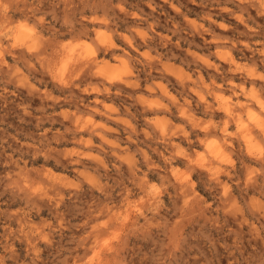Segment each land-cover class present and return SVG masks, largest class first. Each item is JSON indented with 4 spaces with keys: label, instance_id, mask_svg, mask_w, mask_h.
<instances>
[{
    "label": "rangeland",
    "instance_id": "rangeland-1",
    "mask_svg": "<svg viewBox=\"0 0 264 264\" xmlns=\"http://www.w3.org/2000/svg\"><path fill=\"white\" fill-rule=\"evenodd\" d=\"M237 7L31 0L32 15L0 11L19 46L44 49L50 34L58 41L48 75L12 53L0 67V254L8 264H100L105 253L124 264H229L234 248L261 246L264 17L249 10L250 32ZM77 64L93 66L81 85L88 91L50 99L64 91L56 78ZM122 182L143 192L169 185L160 224L136 213L139 197L121 195Z\"/></svg>",
    "mask_w": 264,
    "mask_h": 264
},
{
    "label": "clouds",
    "instance_id": "clouds-1",
    "mask_svg": "<svg viewBox=\"0 0 264 264\" xmlns=\"http://www.w3.org/2000/svg\"><path fill=\"white\" fill-rule=\"evenodd\" d=\"M31 0H0V11L4 13H8L12 9L16 8H24L28 9ZM170 2V0H169ZM237 2V10L233 13L236 15V18L245 25V27L250 32L257 31V28L254 27L255 20L251 15L250 9H258L256 15L258 17H264V0H236ZM179 9H177L178 11ZM29 14H31V10L28 9ZM24 20H28L29 17L25 16L22 17ZM34 24H39L40 18H34L32 20ZM221 27L227 28L228 25L221 24ZM58 41L56 38L52 37L51 34L49 37H46V47L41 50H34L30 47H21L19 46L9 28L4 25L0 24V67L4 65L3 57L10 53L14 54V56L25 63V65L29 68L34 70L35 73L39 74L44 72L45 75H48L47 69L45 68V64L48 60L51 59L50 53L56 50ZM131 43V41H129ZM262 45V54H264V41L259 42ZM94 75L93 66L90 64H77L74 65L69 73L68 77L65 81H59L56 78V84L54 87L59 88L63 85L64 91L58 97H49L52 100H63L69 93L73 95H78L79 92L88 91L87 88H82L81 85L86 81L90 80ZM99 85L100 91L107 90V85L103 81L97 82ZM96 90V89H93ZM261 109L264 110V104L261 105ZM264 114V111H262ZM209 134H213L209 132ZM219 135V132L215 133ZM257 136L264 141V126H262L257 131ZM222 143L228 147L229 142L227 140H222ZM231 150V149H229ZM228 164H231L232 161H227ZM256 171L262 175H264V161L261 162L260 168L256 169ZM42 179V178H41ZM47 183V181H43ZM171 183V182H170ZM139 187L137 184H133L132 182L128 183H121L120 184V194L126 195L129 192L133 193L134 195L138 196L139 198L136 201L137 208L136 213L139 216L144 217L145 219H150L151 221H155L157 224H160V209L164 208V201L161 197L168 191V184L162 183L159 187L155 185L153 188L147 192L137 191L136 189ZM22 189L26 191L28 194L33 195L35 194L33 187L31 184H23L22 182ZM153 198L155 199V203L153 202ZM175 198V194L169 193V200L170 203ZM182 204L177 203L176 209L182 207ZM261 216H264V200H262L261 206L256 209ZM258 253V254H257ZM105 258L100 261V264H124L121 261H115L114 259L107 258V253L104 254ZM11 260V257H6L0 254V264H8V261ZM35 264V262H33ZM151 264V262H149ZM229 264H264V239L261 241V246L256 250H241L239 248L233 249V254L229 258Z\"/></svg>",
    "mask_w": 264,
    "mask_h": 264
},
{
    "label": "bare ground",
    "instance_id": "bare-ground-1",
    "mask_svg": "<svg viewBox=\"0 0 264 264\" xmlns=\"http://www.w3.org/2000/svg\"><path fill=\"white\" fill-rule=\"evenodd\" d=\"M82 44V43H81ZM108 69H110V66L108 65V64H105L103 67H102V70L103 71H106V70H108Z\"/></svg>",
    "mask_w": 264,
    "mask_h": 264
}]
</instances>
